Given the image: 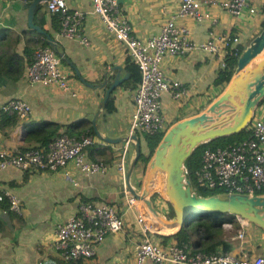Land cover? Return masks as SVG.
<instances>
[{
  "label": "crops",
  "instance_id": "0c3cea01",
  "mask_svg": "<svg viewBox=\"0 0 264 264\" xmlns=\"http://www.w3.org/2000/svg\"><path fill=\"white\" fill-rule=\"evenodd\" d=\"M33 0H0V56H14L8 75L0 80V104L10 99H22L30 103L32 113L27 120L19 121L14 127L9 120L0 126L2 146L7 152L23 150L38 142L29 134L48 123L63 125L61 131L79 132L82 128L93 126V120L106 97L107 90L117 78L125 82L111 92L109 100L114 101L115 111L104 119L102 108L96 121L97 127L105 136L120 138L131 135V117L133 102L130 90L123 85L132 75V62L124 45L108 34L100 18L92 14L89 0H67L75 9L86 13L84 32L92 43L86 47L77 40L61 37L59 24L55 18L41 12L39 5L34 23L52 36L57 42L58 51L80 71L88 84L77 76L76 70L65 61L63 69L80 91L78 97L56 91L42 84H32L27 75L28 64L35 51L47 44L40 32L30 28L28 11ZM181 0H122V13L133 23L136 33L147 38L160 30L161 25L175 16ZM257 3L263 0H255ZM222 28L237 27L234 20L222 14ZM198 41L207 36V28L188 21ZM244 39L250 40L254 29L246 25L242 28ZM48 45V44H47ZM218 67L217 60L200 53L176 58H167L165 73L193 88L191 95L176 102L169 94L164 96V113L168 129L182 119L195 116L204 110L211 94L218 93L214 85ZM89 84L94 85L93 87ZM264 106V101L261 102ZM108 104V103H107ZM24 130L23 134L20 132ZM94 130V129H93ZM73 135V134H72ZM142 152H147V145L142 141ZM95 145L88 152V159L103 161L108 165L105 172L88 175L78 168L70 166L58 172H35L9 166L0 171V191L10 190L17 194L23 206L22 214L5 207L6 201L0 202V264H69L61 261L52 249L56 236V227L78 213L85 203L107 204L113 206L124 216V228L106 238L98 249L94 260L80 264H111L115 260L134 264L137 246L142 241L141 226L136 220V210L127 199L126 178H123L118 165L122 149L128 146V168L135 155V142L124 141L110 144L93 136ZM128 142V144H127ZM151 161V160H150ZM149 163L146 167L148 168ZM143 165L138 163L132 177V185L141 192L145 173ZM157 189L153 190V202L160 213L155 217L145 204L138 200V206L144 209L146 223L154 231L152 238L163 243L176 242L169 237L178 228L167 227L171 217V206L167 200L157 198ZM163 201L161 203L160 201ZM9 204V203H8ZM170 207H169V206ZM238 227L234 233L225 232L223 237L228 251H247L254 256L264 255V230L259 226L237 217ZM231 227L234 223H227ZM225 226L224 229H226ZM170 231H167V230ZM230 231V230H229ZM244 233V241L238 235ZM243 243V244H242ZM223 249L222 245L217 246ZM212 252V251H210ZM145 264H152L147 262Z\"/></svg>",
  "mask_w": 264,
  "mask_h": 264
},
{
  "label": "built area",
  "instance_id": "2783aa9c",
  "mask_svg": "<svg viewBox=\"0 0 264 264\" xmlns=\"http://www.w3.org/2000/svg\"><path fill=\"white\" fill-rule=\"evenodd\" d=\"M89 2L92 14L100 18L108 34L124 45L129 59L141 71V82L130 91L133 102L130 133L141 136H157L169 130L164 113L165 94L179 102L194 93L192 87L165 73L167 58L203 53L217 60L219 72L227 68V57L239 60L247 43L242 28L246 25L256 28L264 21V0L259 3L255 0H181L175 16L166 20L159 32L142 38L122 13L119 0ZM41 12L57 20L61 37L77 40L86 47L92 46L84 32L86 13L83 10L72 8L67 0H48L42 3ZM224 13L234 20L236 31L233 27L222 28L221 15ZM188 21L207 28L204 40H196ZM27 75L32 84H42L73 97L80 95L63 69L62 58L50 45L35 51ZM261 104L247 128V138L224 147L206 148L201 166L192 174L187 170L186 180L197 194L220 191V194L236 193L252 197L264 195V106ZM31 113L29 102L10 99L0 104V126L7 116L24 121ZM94 145L95 140L91 136L78 137L62 131L47 144L39 143L7 152L2 146L0 132V171L13 166L24 171L58 172L72 166L88 175L105 172L108 168L106 163L87 157ZM128 156L126 145L118 165L123 178H126L128 170ZM158 180L163 191L156 190L157 198L166 200V177L156 176L153 184ZM127 196L129 205L136 210V220L143 235L135 252L134 264H264V255L254 256L247 251L201 252L193 251L178 241L168 244L159 242L152 238L154 231L146 223L144 209L138 206V200L130 190H127ZM3 201L9 203L10 210L22 214V202L16 193L2 189L0 202ZM124 225V216L113 206L85 203L77 214L57 225L52 249L65 263L94 260L106 238L121 231ZM244 238V233L238 235L241 242ZM111 264L126 263L115 260Z\"/></svg>",
  "mask_w": 264,
  "mask_h": 264
},
{
  "label": "water",
  "instance_id": "95a60500",
  "mask_svg": "<svg viewBox=\"0 0 264 264\" xmlns=\"http://www.w3.org/2000/svg\"><path fill=\"white\" fill-rule=\"evenodd\" d=\"M46 1L48 0L31 2L28 11L30 28L43 34L47 44L57 51L63 61L76 70L77 76L83 83L88 84L65 53L58 51L56 40L41 27L35 25L36 11L39 5ZM124 82L125 79L119 77L111 84L93 124L94 133L105 142L110 144H119L128 140L135 142V155L126 173V184L132 195L142 201L155 217H160L153 202L151 189L157 174L164 173L166 175V200L174 213V218L167 222L170 228L176 227L179 231L183 226H188L197 215L219 214L239 217L264 230V195L252 197L245 194L227 193L202 196L197 194L186 180L187 160L198 146L218 138L239 134L251 125L264 99V29L244 46L232 80L223 93L204 111L182 119L164 134L149 162L141 192H138L132 185L133 174L143 153L139 135L133 133L120 138H111L101 134L96 124L113 89ZM36 145L39 143L33 146Z\"/></svg>",
  "mask_w": 264,
  "mask_h": 264
},
{
  "label": "trees",
  "instance_id": "16d2710c",
  "mask_svg": "<svg viewBox=\"0 0 264 264\" xmlns=\"http://www.w3.org/2000/svg\"><path fill=\"white\" fill-rule=\"evenodd\" d=\"M263 27H264V23H263ZM58 31H59V27H58ZM44 44H45L44 46H47L45 42ZM13 59L14 56H0V80L3 79L4 76L8 75V72H10V70H14L15 73L17 72L18 70L17 67L14 68L11 67V62ZM226 61H227V68L224 70H220L219 72H216V76L214 79V85L217 87H221L222 89L224 88V86H227L232 80V77L235 73L238 64L237 58L227 57ZM132 66L134 68L132 69L131 78L123 85L127 90L130 91L137 88V86L139 85L142 79L141 71L134 64H132ZM263 101L264 99L262 100V102ZM114 111H115L114 101L110 100L105 108V113L103 115L104 119H107V116L113 113ZM6 119L11 121L14 127L18 126L19 120L17 119V117L7 116L5 120ZM62 127L63 125L58 123H48L46 125L35 128L29 134V136L32 140H36L38 143L47 144L54 136L59 135L62 132L61 131ZM93 129H94L93 126H90L87 129L82 128V130L79 132H74L70 130H68V132L78 137L83 135L93 137L95 136ZM248 135H249V130L246 129L239 134L224 138H218L216 140L198 146L191 155V157L187 160L186 167L188 173L190 174L194 173L195 170H197L201 166L202 154L206 148L224 147L230 143H236L238 141H241L247 138ZM163 136L164 134H160L157 136H148V135L141 136L142 141L147 145V152H143L139 160V163L142 164L144 167L143 169H146L148 163L152 159V156L156 148L158 147L159 143L161 142ZM220 193L222 192L220 191L201 192L203 196L218 195ZM5 207L9 208V204L5 203ZM172 216H174L173 211H171V217ZM224 216L226 215H219V214L197 215L196 218L188 226H183L179 231H177L175 234L169 237L176 238L179 243H181L182 245H186L187 247L191 248L193 251L216 252L218 251L217 246L222 245L223 249L221 250L226 252L228 251V245L224 240L221 239L223 237V234L225 233L223 229V225L226 222L221 220V218ZM231 223L234 222L232 221ZM80 263L81 262H78L77 264Z\"/></svg>",
  "mask_w": 264,
  "mask_h": 264
},
{
  "label": "rangeland",
  "instance_id": "374dc122",
  "mask_svg": "<svg viewBox=\"0 0 264 264\" xmlns=\"http://www.w3.org/2000/svg\"><path fill=\"white\" fill-rule=\"evenodd\" d=\"M263 23H264V21L260 24V25H258L256 28H253L254 29V33L251 35V39L250 40H248V42L246 43V45L250 42V41H252V39H254L263 29H264V27H263ZM40 48V47H39ZM38 48V49H39ZM226 87L227 86H224V88L223 89H218V93H213V94H211V95H209L210 96V99L208 100V102H207V104H206V106H204L203 108H204V110L215 100V99H217L222 93H223V91L226 89ZM204 110H202V111H204ZM201 113V112H200ZM99 129V128H98ZM100 131V130H99ZM100 133L101 134H103V132H101L100 131ZM103 135H105V134H103ZM148 169V168H147ZM147 169H146V171H147ZM146 171H144L143 170V172H141V173H143V175H144V173H145V177H146ZM158 183H159V180H158ZM158 201H160L161 203H163V201H161V200H158ZM169 206V205H168ZM170 207V206H169ZM174 218V216H172V218L170 219V220H172ZM221 220L222 221H225L226 223H224V225H223V229L225 228V226H227L226 227V229H224V231L225 232H232V233H234V231H235V229L238 227L237 225H238V220H237V217H234V216H232V215H226V216H224V217H222L221 218ZM234 222V225L231 227L229 224H227V223H229V222ZM168 227V226H167ZM230 230V231H229ZM167 231H170L169 229L167 230ZM224 235V234H223Z\"/></svg>",
  "mask_w": 264,
  "mask_h": 264
},
{
  "label": "bare ground",
  "instance_id": "6f19581e",
  "mask_svg": "<svg viewBox=\"0 0 264 264\" xmlns=\"http://www.w3.org/2000/svg\"><path fill=\"white\" fill-rule=\"evenodd\" d=\"M157 176L166 177V175L164 173H160V172L157 174ZM155 189L163 191V186H162L161 182L160 183H158V181L154 182L151 190H155Z\"/></svg>",
  "mask_w": 264,
  "mask_h": 264
}]
</instances>
